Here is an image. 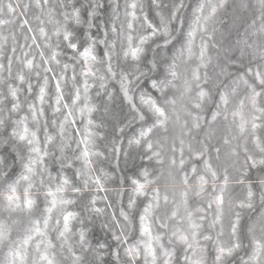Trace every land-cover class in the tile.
Listing matches in <instances>:
<instances>
[{"label":"clouds","instance_id":"1","mask_svg":"<svg viewBox=\"0 0 264 264\" xmlns=\"http://www.w3.org/2000/svg\"><path fill=\"white\" fill-rule=\"evenodd\" d=\"M0 264H264V0H0Z\"/></svg>","mask_w":264,"mask_h":264}]
</instances>
